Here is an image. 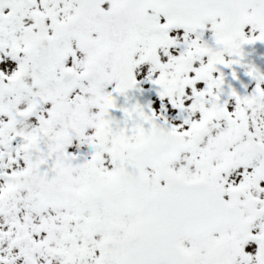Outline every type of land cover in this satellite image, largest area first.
<instances>
[{
  "label": "snow or ice",
  "instance_id": "1",
  "mask_svg": "<svg viewBox=\"0 0 264 264\" xmlns=\"http://www.w3.org/2000/svg\"><path fill=\"white\" fill-rule=\"evenodd\" d=\"M261 46L264 0H0V264H264Z\"/></svg>",
  "mask_w": 264,
  "mask_h": 264
},
{
  "label": "rangeland",
  "instance_id": "2",
  "mask_svg": "<svg viewBox=\"0 0 264 264\" xmlns=\"http://www.w3.org/2000/svg\"><path fill=\"white\" fill-rule=\"evenodd\" d=\"M260 49H259V47H258V51H259Z\"/></svg>",
  "mask_w": 264,
  "mask_h": 264
}]
</instances>
